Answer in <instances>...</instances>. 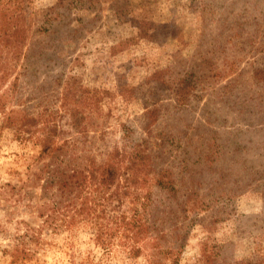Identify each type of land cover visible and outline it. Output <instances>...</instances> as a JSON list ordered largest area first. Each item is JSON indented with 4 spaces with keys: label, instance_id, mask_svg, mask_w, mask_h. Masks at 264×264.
<instances>
[{
    "label": "rangeland",
    "instance_id": "374dc122",
    "mask_svg": "<svg viewBox=\"0 0 264 264\" xmlns=\"http://www.w3.org/2000/svg\"><path fill=\"white\" fill-rule=\"evenodd\" d=\"M11 107L37 135L2 126ZM156 136L167 162L203 158L180 264H264V0H0V264H113L88 224L55 226L75 210L52 207L50 170L64 157L87 173L102 153L124 167ZM123 181L162 196L150 177Z\"/></svg>",
    "mask_w": 264,
    "mask_h": 264
},
{
    "label": "trees",
    "instance_id": "16d2710c",
    "mask_svg": "<svg viewBox=\"0 0 264 264\" xmlns=\"http://www.w3.org/2000/svg\"><path fill=\"white\" fill-rule=\"evenodd\" d=\"M30 54V51L26 52V61ZM25 66L30 68L31 64L26 62ZM181 83V88L188 93L191 87L186 78ZM182 99L176 97L179 103H183ZM31 115H24V109L20 107H11L4 112L2 126H14L19 131L18 137L27 133L33 137L41 128L31 130L22 127L24 120L34 121L36 115ZM151 116L152 110L144 114L146 122L142 126L149 133L152 131L149 128L154 127L152 124L156 121ZM157 139V136L142 138L130 164L124 167L113 160L114 153H102L100 156L92 155L85 169L87 173L80 170L79 174L78 170H62L59 163L64 164L65 158L60 157L59 163L50 170L49 179L56 185V200L52 207L64 211L72 208L75 213L64 214L65 220L55 226L63 225L73 235L82 223L88 224L93 240L113 264L137 261L143 255L146 261L142 264H180L179 257L188 241L190 226L206 207L198 190L201 182L194 176V173L202 172L203 158L184 155L175 162H167L165 150ZM41 143L42 151L49 152L51 146ZM166 153L171 155L170 151ZM221 155L219 152L213 160L215 166L221 162ZM123 176L134 182L152 178L162 193L161 200L149 199L139 189L131 188L129 183L125 184ZM234 186L244 189L240 184L234 183ZM194 211L191 216L190 212ZM29 254L15 253L13 261H26ZM211 263L216 264V260L207 264Z\"/></svg>",
    "mask_w": 264,
    "mask_h": 264
}]
</instances>
